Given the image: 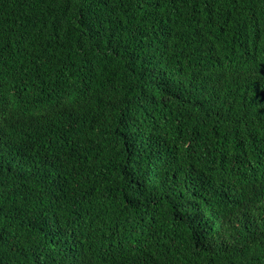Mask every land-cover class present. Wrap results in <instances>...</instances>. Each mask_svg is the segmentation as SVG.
Returning <instances> with one entry per match:
<instances>
[{"label":"trees","instance_id":"trees-1","mask_svg":"<svg viewBox=\"0 0 264 264\" xmlns=\"http://www.w3.org/2000/svg\"><path fill=\"white\" fill-rule=\"evenodd\" d=\"M0 264H264V0H0Z\"/></svg>","mask_w":264,"mask_h":264}]
</instances>
